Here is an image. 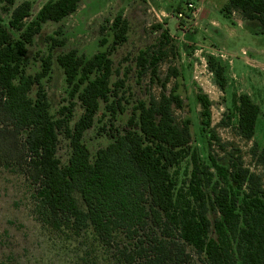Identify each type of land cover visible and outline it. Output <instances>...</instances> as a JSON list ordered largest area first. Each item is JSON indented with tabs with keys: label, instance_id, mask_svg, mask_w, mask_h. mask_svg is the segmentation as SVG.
<instances>
[{
	"label": "trees",
	"instance_id": "obj_1",
	"mask_svg": "<svg viewBox=\"0 0 264 264\" xmlns=\"http://www.w3.org/2000/svg\"><path fill=\"white\" fill-rule=\"evenodd\" d=\"M82 1L48 0L30 20L32 3L24 1L10 12L7 24L0 11V156L10 160L15 152L25 165L35 212L53 230L92 231L118 264H135L138 255L147 264H166L183 253L178 242L203 255L207 264H264V144L252 152L261 172L238 160L222 165L211 154L206 163L192 145L191 119L176 116V109H184L178 85L167 89L170 77L179 75L175 67L159 79L160 95L137 101L126 127L111 133L112 141L94 157L83 138L102 105L113 119L128 110L119 93L123 80L112 81L114 62L107 51L86 57L73 50L57 57L69 93L84 111L73 125L74 101L64 106L62 117L52 113L43 84L52 56L43 59L40 72L28 74V46L44 23L62 21ZM222 10L228 16L238 11L262 26L254 33H264V0H229ZM112 28L114 46L127 41V20L116 17ZM170 43L165 30L157 50L141 52V74L151 69L157 76ZM207 62L216 84L225 89L226 67L214 56ZM197 99L208 132L212 103L206 94ZM237 109V130L251 140L260 106L244 93ZM60 135L71 148L66 164L58 156Z\"/></svg>",
	"mask_w": 264,
	"mask_h": 264
},
{
	"label": "rangeland",
	"instance_id": "obj_2",
	"mask_svg": "<svg viewBox=\"0 0 264 264\" xmlns=\"http://www.w3.org/2000/svg\"><path fill=\"white\" fill-rule=\"evenodd\" d=\"M24 1L32 3L30 20L48 0H0V11L6 24L10 12ZM228 2L83 0L74 14L60 22L43 24L41 32L28 46L26 72L32 75L40 72L43 59L52 56L50 76L43 80L51 111L58 118L62 117L64 106L74 101L73 125L84 109L71 97L57 57L73 50L86 57L101 51L109 53L114 62L112 81L123 80L119 93L128 110L113 119L109 112H104L102 105L94 125L83 138L94 157L100 148H105L112 141L111 133L126 127L137 101L150 94L160 95L159 79H164L175 67L179 75L170 77L167 89L178 85L184 109H176V116L179 120L191 119L192 145L198 148L204 161L210 164L211 154L222 165L229 166L231 161L238 160L251 171L261 172L252 152L264 144V33H254L262 26L244 19L238 11L226 15L222 9ZM119 16L128 21V38L114 46L116 31L112 26ZM159 25L162 28H158ZM165 30L171 38L166 48L168 57L161 62L157 76L151 69L141 74L139 55L144 51L157 50ZM209 56H214L226 67L225 89L216 84L215 73L207 62ZM201 93L208 95L212 103L208 132L202 128V107L197 99ZM244 93L260 106L255 135L251 140L241 136L237 130L239 97ZM212 130L219 141L212 138ZM12 154L10 160L0 156V264H118L113 253L101 247L92 231L78 235L53 230L42 222L34 209V187L26 176L25 165L18 160V154ZM70 155L69 140L60 135L58 156L63 164L68 162ZM186 166L185 161L179 166L181 176ZM76 196L82 203L79 194ZM125 243L129 249H134L129 242ZM178 243L183 253L166 264H207L203 255L182 242ZM135 264H147V260L138 255Z\"/></svg>",
	"mask_w": 264,
	"mask_h": 264
},
{
	"label": "built area",
	"instance_id": "obj_3",
	"mask_svg": "<svg viewBox=\"0 0 264 264\" xmlns=\"http://www.w3.org/2000/svg\"><path fill=\"white\" fill-rule=\"evenodd\" d=\"M180 16L182 15V14H179Z\"/></svg>",
	"mask_w": 264,
	"mask_h": 264
}]
</instances>
